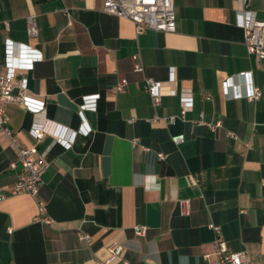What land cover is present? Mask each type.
I'll return each instance as SVG.
<instances>
[{
	"label": "crops",
	"instance_id": "crops-1",
	"mask_svg": "<svg viewBox=\"0 0 264 264\" xmlns=\"http://www.w3.org/2000/svg\"><path fill=\"white\" fill-rule=\"evenodd\" d=\"M103 5L0 0V76L8 71V39L44 56L27 78L29 94L44 100L46 111L33 113L19 103L6 110L19 141L51 161L39 198L52 218L49 225L36 220L38 197L11 193L22 165L11 166L14 154L0 132V195H6L0 199V264H101L113 243L124 249L110 264H209L212 225L221 226L230 250L264 264V59L247 52L237 0H175L174 32L138 33L132 21ZM249 9L264 21V0H252ZM32 13L35 38L26 33ZM134 54L143 71H134ZM246 72L263 91L259 99L225 91L229 77L244 89ZM123 76L129 84L119 92L114 86ZM149 77L163 83L158 107L144 88ZM95 93L96 110L80 115L85 97ZM186 101V120L152 121L179 116ZM200 119L222 125L212 129ZM35 125L46 130L40 141L31 133ZM178 136L185 140L177 142ZM184 199H190L186 215ZM138 224L148 227L146 235L136 234Z\"/></svg>",
	"mask_w": 264,
	"mask_h": 264
},
{
	"label": "built area",
	"instance_id": "built-area-1",
	"mask_svg": "<svg viewBox=\"0 0 264 264\" xmlns=\"http://www.w3.org/2000/svg\"><path fill=\"white\" fill-rule=\"evenodd\" d=\"M252 0H237V21L244 27V44L246 45L249 55L257 56L264 59V21L257 20L253 12L249 9ZM65 10V8H64ZM103 10L107 13L116 15L121 18H126L135 24L138 33H142L147 29L157 31L174 32L177 30V15L175 9V0H104ZM4 28L9 30V21H4ZM26 33L30 38H35L39 34L37 14L32 13L26 17ZM5 65L8 69L5 75L0 76V132L4 133L9 140V149L14 154V160L11 162L12 167H16L17 162L22 165V171L19 174L17 182L12 186V194H30L33 197H38L37 206L38 213L36 220L44 224H51L52 218L48 213V203L45 199L39 198L41 187L44 185V176L51 165V161L43 153L39 154L37 147H27L22 144L17 138L15 132L10 127V117L6 110V105L9 103H19L27 110L33 113H43L46 111V102L29 94L27 72L34 69L35 63L41 61L44 56L41 51L32 47L29 44L14 43L8 39L5 42L4 51ZM134 71H143L144 66L139 61L137 54L132 56ZM246 84L244 89L235 84L233 77L227 78L225 81V91L227 95L234 98H247L249 100L259 99L263 91L260 87H255L251 81V72L243 73ZM174 81V77H172ZM129 84L127 77H121L115 84V89L119 92L126 91ZM162 82L156 81L153 78L145 80V91L151 98L153 105L158 107L161 104L162 92L160 90ZM171 94H176L175 89H171ZM100 98V93H95L85 97L80 106V115L84 116L85 110H96L97 102ZM191 109L188 101L184 102L181 107L179 116L160 117L156 115L153 122L161 119L167 123H175L178 118L186 120V114ZM199 124H205L212 129L220 127L222 122H206L203 119L198 121ZM82 132L90 133L91 129L85 121H83ZM31 133L38 141L43 139L46 130L42 125H35L31 129ZM236 138L234 133H229ZM177 142H183V136L175 137ZM139 139H133V145L139 144ZM70 146V143H66ZM144 150H149V147L142 145ZM167 154L158 153L160 159L167 158ZM5 194L0 195V199H4ZM182 214L190 213V199L181 200ZM216 232L213 241V251L207 254L206 257L215 256L213 260H209V264H253L250 256L246 251H232L228 248L223 237L220 225H212ZM136 234L140 236L146 235L148 227L145 224H138L134 227ZM80 239L89 240L90 236L79 233ZM111 257L103 261L101 264H110L111 260L121 255L123 245L113 243L108 247ZM123 264H127L124 260Z\"/></svg>",
	"mask_w": 264,
	"mask_h": 264
}]
</instances>
